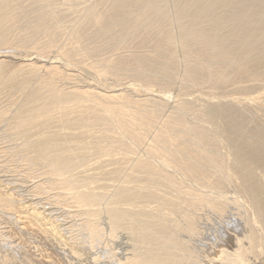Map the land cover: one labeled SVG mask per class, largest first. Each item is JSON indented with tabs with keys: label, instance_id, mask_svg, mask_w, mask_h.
Masks as SVG:
<instances>
[{
	"label": "bare ground",
	"instance_id": "6f19581e",
	"mask_svg": "<svg viewBox=\"0 0 264 264\" xmlns=\"http://www.w3.org/2000/svg\"><path fill=\"white\" fill-rule=\"evenodd\" d=\"M0 95V264H264V0H0Z\"/></svg>",
	"mask_w": 264,
	"mask_h": 264
},
{
	"label": "rangeland",
	"instance_id": "374dc122",
	"mask_svg": "<svg viewBox=\"0 0 264 264\" xmlns=\"http://www.w3.org/2000/svg\"><path fill=\"white\" fill-rule=\"evenodd\" d=\"M84 75H86V76L88 75L87 77H90V75H89L88 73H86V74L84 73ZM179 91H180V92H186L187 90L184 89L183 87H179V88L175 87V88H172V89H171V92H179ZM190 91H191V90H189V92H190ZM192 91H194V90H192ZM207 91H208V90H207ZM213 92H214V93H221L222 90H221V89H218V90H215V91H213ZM0 98H1L0 101H1V102H2V101L4 102V103H3V102H2V103L0 102V104H4V105L8 104V102L6 103V102L4 101V100H5V99H4V96L2 97V96L0 95ZM2 98H3V99H2ZM249 106H250V105H248V107H247V105L245 106V108H248V110H246V112H247V111H248L249 113L251 112L249 116L253 117L252 115H255V114H256L257 116H256V115H255V116L258 117V118H260V119L257 118L258 121H260V123H263V122H264V114H263L264 111L262 110V111H263V112H262L261 110H259V109H257L256 107H254V108H256L255 110L258 111V112H257V111H255V110H253V108H252L253 106H252V105H251L250 107H249ZM250 108H251L253 111H255V112H253ZM249 109H250V110H249ZM260 111L262 112L261 114H263V115H260V114H259ZM256 112H257V113H256ZM249 113H248V114H249ZM251 114H252V115H251ZM255 116H254V118H255ZM261 119L263 120V122H262ZM11 178H12V177H11ZM4 179H10V178L5 177ZM12 179H13V178H12ZM204 241H205V240H203V242H204ZM206 241L209 242V245H208V243H206V244L203 243V244L206 245L207 247H208V246H211L212 244L214 245V244L216 243V242H215V243H212V244L210 245V242H214V241H213L212 239H209V240H206ZM213 245L211 246V249H212V250H211V249H208V250H210V252H213V251L216 252V250H218V249H216L215 247H214V248H215V249H214V248H213ZM215 245L218 246L217 244H215ZM208 248H210V247H208ZM217 248H218V247H217ZM206 250H207V248H206Z\"/></svg>",
	"mask_w": 264,
	"mask_h": 264
}]
</instances>
